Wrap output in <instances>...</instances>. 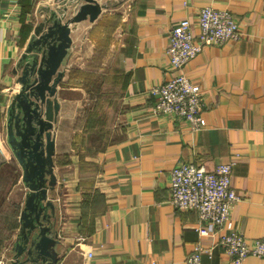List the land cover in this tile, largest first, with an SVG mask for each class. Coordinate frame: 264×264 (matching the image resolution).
<instances>
[{
	"label": "crops",
	"instance_id": "crops-1",
	"mask_svg": "<svg viewBox=\"0 0 264 264\" xmlns=\"http://www.w3.org/2000/svg\"><path fill=\"white\" fill-rule=\"evenodd\" d=\"M50 4V0H0V244H11V249L2 247L0 255L8 260L19 238L27 188L20 164H11L6 114L18 90L16 63L42 13L53 7ZM126 4L112 34L116 42L110 75L119 106L107 142L96 141V130L83 138L81 128L85 125L88 133L90 126L79 119L81 127L65 130L72 137L62 147L64 163L57 165V136L52 131L56 183L51 194L57 191L61 196L54 204L56 216H62L56 225L55 264L82 263L76 242L83 238L95 254L92 264H186L195 242L215 244L218 234L198 233L196 228L203 223L197 210L170 203L169 172L181 162L208 171L230 163L231 186L239 194L231 210L234 229L248 239L264 236V0H128ZM205 5L230 10L239 36L203 47L182 68L200 84L204 100L200 126L192 128L186 119L154 112L156 97L150 90L173 72L167 54L170 27L188 18L196 36L197 13ZM65 77L64 70L57 85L56 120L61 113L62 118L69 117L66 108L62 112L68 87L60 84ZM11 165L16 175L12 187L5 189L4 171ZM5 217L11 219L8 225L3 223ZM201 262L264 264V258L250 256L236 262L215 246Z\"/></svg>",
	"mask_w": 264,
	"mask_h": 264
},
{
	"label": "water",
	"instance_id": "water-1",
	"mask_svg": "<svg viewBox=\"0 0 264 264\" xmlns=\"http://www.w3.org/2000/svg\"><path fill=\"white\" fill-rule=\"evenodd\" d=\"M84 1L69 17L59 7L48 8L14 68L18 90L7 110L6 135L27 194L19 215V238L8 264L57 262L56 212L49 196L56 183L52 129L60 107L57 85L72 44L71 24L93 21L101 10L97 0Z\"/></svg>",
	"mask_w": 264,
	"mask_h": 264
},
{
	"label": "built area",
	"instance_id": "built-area-1",
	"mask_svg": "<svg viewBox=\"0 0 264 264\" xmlns=\"http://www.w3.org/2000/svg\"><path fill=\"white\" fill-rule=\"evenodd\" d=\"M196 23V36L188 18H181L170 27L167 54L173 72L150 90L156 97L154 112L186 119L192 128L200 126L204 100L200 84L187 77L182 68L203 47L222 45L239 36L238 23L227 8L202 6ZM169 186L170 203L174 207L197 210L203 223L196 228L200 235L218 234L213 245L195 242L185 257L186 264H202V255L211 256L215 246L236 262L250 256L264 258V236L248 239L234 229L231 210L239 194L231 186L230 163L218 164L210 171L202 165L177 163L169 172ZM83 239L76 242L83 257L80 264H92L95 254ZM58 264L75 263L60 261Z\"/></svg>",
	"mask_w": 264,
	"mask_h": 264
},
{
	"label": "rangeland",
	"instance_id": "rangeland-1",
	"mask_svg": "<svg viewBox=\"0 0 264 264\" xmlns=\"http://www.w3.org/2000/svg\"><path fill=\"white\" fill-rule=\"evenodd\" d=\"M50 1V5H53L55 9L56 7L63 9L62 13L64 17L73 15L80 4L85 2L84 0ZM127 1L97 0L101 6V10L95 20L89 21V19H83L71 24L73 26L71 31L72 44L67 59L68 63L64 67L66 79L60 84L65 88L68 87V91L64 93L66 94V99L62 98L64 104L62 112L66 108L69 117L68 119L62 118L63 113H61L52 129L54 136H57L58 152L56 153V157H58L57 161L59 163L57 165L64 163L65 155L62 147L66 141L70 142L72 137L71 131L67 137L65 130L67 128H74L75 125L78 128L81 127L79 119L82 121L86 120V124L90 126L88 133L85 125L81 128L82 132L86 133L84 136L82 135L83 138L87 137V135H92L93 130H96V141L104 143L109 138L108 130L114 120V113L119 106V101L115 98L116 91L114 90L113 78L110 75L113 63L110 56L113 55L115 48L112 46L116 42L115 36H112V34L117 24L120 23L121 16L126 12ZM37 15H40V13ZM42 15H45L44 12ZM95 126L96 128L94 129ZM89 139L92 140L93 136H90ZM16 162L17 160L13 155L11 164L15 166ZM13 165L5 168L4 173L6 178L3 182V188L5 189L11 188V185L14 183L16 172L13 171ZM20 187L25 192L26 189L23 186ZM59 190L61 191V187H59ZM53 192L49 196L53 197L52 200L57 204L59 200L61 201V196L57 195V191V194L55 191ZM10 206L9 216L13 210V205ZM61 217L58 213L56 221H61ZM5 219L3 220L5 221L3 222L5 225H8L6 224L7 221L11 223L9 217H5ZM1 239H6V237H1ZM2 247L6 249L11 247V244L5 246L0 244V251H2ZM8 258L9 256L5 255L1 257L0 255V264H8Z\"/></svg>",
	"mask_w": 264,
	"mask_h": 264
}]
</instances>
